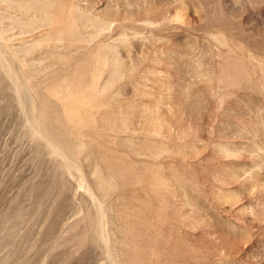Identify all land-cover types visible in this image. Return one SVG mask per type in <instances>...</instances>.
I'll use <instances>...</instances> for the list:
<instances>
[{"label":"rangeland","instance_id":"rangeland-1","mask_svg":"<svg viewBox=\"0 0 264 264\" xmlns=\"http://www.w3.org/2000/svg\"><path fill=\"white\" fill-rule=\"evenodd\" d=\"M0 264H264V0H0Z\"/></svg>","mask_w":264,"mask_h":264},{"label":"bare ground","instance_id":"bare-ground-1","mask_svg":"<svg viewBox=\"0 0 264 264\" xmlns=\"http://www.w3.org/2000/svg\"><path fill=\"white\" fill-rule=\"evenodd\" d=\"M219 49V48H218ZM207 70V69H206Z\"/></svg>","mask_w":264,"mask_h":264}]
</instances>
